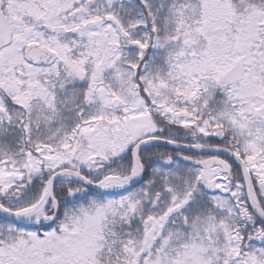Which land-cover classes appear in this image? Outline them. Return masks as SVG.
<instances>
[{
  "label": "snow or ice",
  "instance_id": "1",
  "mask_svg": "<svg viewBox=\"0 0 264 264\" xmlns=\"http://www.w3.org/2000/svg\"><path fill=\"white\" fill-rule=\"evenodd\" d=\"M0 264H264V0H0Z\"/></svg>",
  "mask_w": 264,
  "mask_h": 264
}]
</instances>
